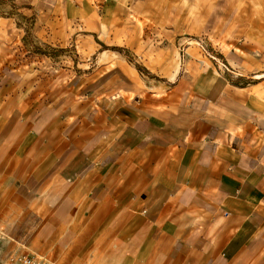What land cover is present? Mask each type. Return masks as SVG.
I'll use <instances>...</instances> for the list:
<instances>
[{"label":"crops","instance_id":"crops-1","mask_svg":"<svg viewBox=\"0 0 264 264\" xmlns=\"http://www.w3.org/2000/svg\"><path fill=\"white\" fill-rule=\"evenodd\" d=\"M0 229L55 264H264V0H0Z\"/></svg>","mask_w":264,"mask_h":264},{"label":"rangeland","instance_id":"rangeland-1","mask_svg":"<svg viewBox=\"0 0 264 264\" xmlns=\"http://www.w3.org/2000/svg\"><path fill=\"white\" fill-rule=\"evenodd\" d=\"M14 244H15L14 241L5 234V231L0 229V264H4L8 256L19 255V254H28L32 258L37 259L39 261L55 264L52 261L40 259L36 254L27 253L26 251L23 250H17L14 247Z\"/></svg>","mask_w":264,"mask_h":264},{"label":"built area","instance_id":"built-area-1","mask_svg":"<svg viewBox=\"0 0 264 264\" xmlns=\"http://www.w3.org/2000/svg\"><path fill=\"white\" fill-rule=\"evenodd\" d=\"M4 264H51L32 258L28 254L10 255Z\"/></svg>","mask_w":264,"mask_h":264}]
</instances>
